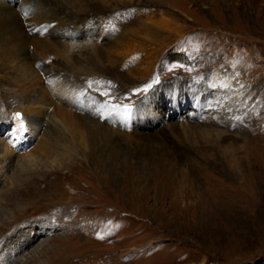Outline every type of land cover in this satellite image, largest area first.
<instances>
[{
  "label": "rangeland",
  "instance_id": "1",
  "mask_svg": "<svg viewBox=\"0 0 264 264\" xmlns=\"http://www.w3.org/2000/svg\"><path fill=\"white\" fill-rule=\"evenodd\" d=\"M27 1L42 85L83 100L10 159L0 61V264H264V0Z\"/></svg>",
  "mask_w": 264,
  "mask_h": 264
},
{
  "label": "bare ground",
  "instance_id": "2",
  "mask_svg": "<svg viewBox=\"0 0 264 264\" xmlns=\"http://www.w3.org/2000/svg\"><path fill=\"white\" fill-rule=\"evenodd\" d=\"M31 5L32 4L28 3L27 0H22L21 6L19 7L21 14L18 15L15 14V10L11 6L0 2V61L8 63L11 67L23 62L26 67L25 75L29 74L27 77L24 76L27 82H25L23 78L24 93L22 94H24V96L21 101L19 100L21 106H18L20 112L22 114L25 112L27 116H24L25 119L19 120L18 124H16L17 128L13 127V130L8 133L10 136L7 138L6 144L4 143L1 147V151L11 154L12 158L10 159H17L18 162L20 160L32 162L33 159L35 160L37 158L33 153L30 154L28 151L22 153L21 151L27 149L31 136H35V134L38 131L43 130L45 126L38 116L39 111L44 108L42 106L52 107L55 105L56 107L59 105L56 100L60 99L62 101L65 99L66 103L71 106V108H75L79 107V103L83 100L78 92H71L59 84L54 85L53 82L51 84L47 82V86L42 85L38 74L42 63L40 59H33L26 53V50L30 49L31 45H37L34 54L39 57L43 55L42 52L38 51V37L40 36L41 31L39 30L37 32L36 30L37 24L41 23V21L38 17V13L33 14ZM22 16L27 19V22L23 20L24 18L22 19ZM45 22L47 23L46 18ZM13 55H19L22 60H20L19 57L12 59ZM57 109L59 110V115L72 117L70 113L66 114L65 110H61L62 108H59V106ZM52 118L55 119V116ZM55 120H53V124L55 125V128H57ZM25 122H27L29 126L28 129L24 127L26 124ZM29 129H31L32 133H30ZM82 145L86 147L85 143ZM237 174L240 173L238 172Z\"/></svg>",
  "mask_w": 264,
  "mask_h": 264
},
{
  "label": "snow or ice",
  "instance_id": "3",
  "mask_svg": "<svg viewBox=\"0 0 264 264\" xmlns=\"http://www.w3.org/2000/svg\"><path fill=\"white\" fill-rule=\"evenodd\" d=\"M89 84H91V82H89ZM113 111H118V107L117 106H113ZM17 118H20V114L17 113Z\"/></svg>",
  "mask_w": 264,
  "mask_h": 264
}]
</instances>
